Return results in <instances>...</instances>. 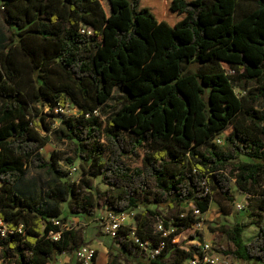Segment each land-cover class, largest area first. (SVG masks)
I'll list each match as a JSON object with an SVG mask.
<instances>
[{
    "label": "trees",
    "instance_id": "obj_1",
    "mask_svg": "<svg viewBox=\"0 0 264 264\" xmlns=\"http://www.w3.org/2000/svg\"><path fill=\"white\" fill-rule=\"evenodd\" d=\"M0 15V264L75 254L84 229L55 221L101 209H142L105 264H202L198 245L174 241L195 209L230 216L232 186L258 230L244 243L249 224L217 225L226 246L213 250L264 263V0H0ZM28 168L45 189L21 186Z\"/></svg>",
    "mask_w": 264,
    "mask_h": 264
},
{
    "label": "rangeland",
    "instance_id": "obj_2",
    "mask_svg": "<svg viewBox=\"0 0 264 264\" xmlns=\"http://www.w3.org/2000/svg\"><path fill=\"white\" fill-rule=\"evenodd\" d=\"M6 33V28L3 24L1 15H0V44L3 45L2 36ZM5 36V35H4ZM239 93L238 90H236ZM74 110L72 107H69L68 110L65 111V114L72 115ZM54 146L51 144L46 145L42 150L41 154L47 159L50 154L54 151ZM59 166L62 170L66 171L68 174L67 178L70 182L77 181L81 178L82 171L78 165L75 163L74 166L77 168L76 172L71 171V167H65L61 163ZM48 176L45 171H37L34 169L28 168L26 178L21 184L22 187L30 189L32 191L42 190L46 187ZM94 189L97 191H104L105 186L101 183L100 178L97 177L93 180ZM232 194L235 198V201L232 206V213L230 216L223 215L219 209V206L212 202L209 208V211L204 214L200 220V222L195 225L192 229L186 230L181 233L174 242H181L182 245L186 248L191 245H198L202 252H206L207 255L205 262L208 260H213L218 258L216 263L218 264H264L258 261H250V262H240L235 261L233 259H227L223 256L216 254L214 252V247L216 246H226V241L224 237L218 236L212 230L217 225L220 224H233L236 221H241L242 223L249 224V228L245 229L243 232V242H250L256 232L258 230L259 222L251 218L250 216L244 214L245 211L238 212L235 208V203H245V198L242 194H240L235 186H232ZM142 209H136L133 213L136 214L140 212ZM67 211V205H63V214ZM106 214L103 209L99 210L97 213V218H84L83 222L79 218L72 217V225L76 227H82L85 232V237L87 241V245L91 247L95 252L98 253L96 264H104L107 260V252L111 248L114 252L118 250V248L113 245L112 239L106 235V233L102 230V223L105 224ZM125 225L134 226L133 216L129 217L125 221ZM202 238L203 242L199 241ZM81 264L74 254H61L57 256L56 262L52 264ZM134 264V263H129ZM184 264H191V260L185 261Z\"/></svg>",
    "mask_w": 264,
    "mask_h": 264
},
{
    "label": "built area",
    "instance_id": "obj_3",
    "mask_svg": "<svg viewBox=\"0 0 264 264\" xmlns=\"http://www.w3.org/2000/svg\"><path fill=\"white\" fill-rule=\"evenodd\" d=\"M69 107H71V106L66 105L64 108L59 109V112L63 115H67V114H65V111L68 110ZM215 142L217 144H221V139L217 138V139H215ZM71 171H72V173L76 172L77 168L75 166L71 167ZM235 208L238 212H242L243 210H245L246 205H245V203H242V202L241 203H235ZM104 212L106 214V218H105L106 222H105V224L102 223L101 227H102V230L106 233V235H108L110 238L115 237L116 232L118 231L120 226L125 224V221L130 216L132 217L134 214L133 212L114 214V213H111V212H108L105 210H104ZM193 213L196 217L202 218V216H203L196 209L193 211ZM72 217L73 216L67 217V220L64 223H61L59 220H56L55 224L59 225L62 229H69V228L75 227L74 225H72ZM0 233H1V235H4L6 233V229L3 226L2 222H0ZM59 236H60V233H50V238L53 241H57ZM132 237H133L134 242L137 243L140 247H142V248L145 247L144 243L140 242L139 239H137L134 234H132ZM94 253H95V251L87 245V246L82 247L80 250H78L74 255L76 256V258L78 259V261L81 264H91ZM157 253H158V250H155L153 252V254H157ZM203 253L205 254L206 252H203ZM206 257H207V255L205 254V257H204L202 264H207V263L218 264V263H216L218 261V258H215L213 260H208L207 262H205ZM191 264H196V263H195V261L191 260Z\"/></svg>",
    "mask_w": 264,
    "mask_h": 264
},
{
    "label": "crops",
    "instance_id": "obj_4",
    "mask_svg": "<svg viewBox=\"0 0 264 264\" xmlns=\"http://www.w3.org/2000/svg\"><path fill=\"white\" fill-rule=\"evenodd\" d=\"M105 263H106V262H105ZM105 263H104V264H105Z\"/></svg>",
    "mask_w": 264,
    "mask_h": 264
}]
</instances>
